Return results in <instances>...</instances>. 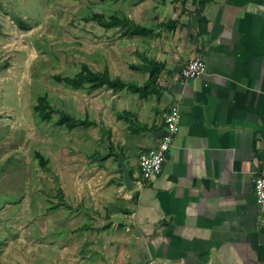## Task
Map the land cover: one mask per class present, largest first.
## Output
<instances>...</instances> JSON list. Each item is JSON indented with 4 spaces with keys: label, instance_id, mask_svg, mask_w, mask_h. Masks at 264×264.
Returning <instances> with one entry per match:
<instances>
[{
    "label": "crops",
    "instance_id": "obj_1",
    "mask_svg": "<svg viewBox=\"0 0 264 264\" xmlns=\"http://www.w3.org/2000/svg\"><path fill=\"white\" fill-rule=\"evenodd\" d=\"M201 1L156 0L151 23H137L173 22L156 29L160 36L139 38L142 56L164 65L166 114L180 111V129L162 172L142 181L140 159L166 133V114L143 116L133 107L147 126L141 134L114 116L107 125L113 149L137 186L122 184L118 161L107 153L104 179L87 182L94 197L83 208L99 214L85 228L86 246L61 242L64 260L73 251L80 264H264V215L254 188L264 169V0ZM197 57L206 73L184 81L183 68ZM115 216L118 223L107 225Z\"/></svg>",
    "mask_w": 264,
    "mask_h": 264
},
{
    "label": "rangeland",
    "instance_id": "obj_2",
    "mask_svg": "<svg viewBox=\"0 0 264 264\" xmlns=\"http://www.w3.org/2000/svg\"><path fill=\"white\" fill-rule=\"evenodd\" d=\"M135 2L0 0V264H80L81 254L73 251L63 259L61 242L85 245L82 227L99 214L83 208L94 197L87 182L104 179L102 162L113 144L107 125L124 109L133 113L138 106L143 116L159 110L163 118L170 108L165 106L170 81L162 73L160 100L142 99L130 90L74 91L53 80L57 74L75 75L87 64L93 71L108 69L113 78L143 85L149 75L134 67L145 64L141 53L147 48L141 39L86 20L101 13L151 23V10L157 13L160 0ZM40 94H47L56 109L89 117L99 127L70 132L39 121L34 106ZM58 118L55 113L53 121ZM36 153L48 161L45 168ZM140 171L144 181L141 166ZM77 228L82 230L73 232ZM69 253H74L73 263Z\"/></svg>",
    "mask_w": 264,
    "mask_h": 264
},
{
    "label": "trees",
    "instance_id": "obj_3",
    "mask_svg": "<svg viewBox=\"0 0 264 264\" xmlns=\"http://www.w3.org/2000/svg\"><path fill=\"white\" fill-rule=\"evenodd\" d=\"M208 1L209 0H202L201 5L203 6ZM86 20L95 22L100 27L107 30L120 28L123 31V36L129 39L134 37L152 38L160 36L161 34H156V29L170 28L169 26L173 23L171 20L162 21L157 24V28H154L137 24L134 21L130 20L127 16H110L108 18L101 13H93L91 16L87 17ZM20 25L24 30L28 29L26 26H23L22 24ZM143 59L145 61V64L143 66H134L135 69L149 75V78L143 85L127 82L120 77L113 78L108 69L103 72L93 71L87 64H82L80 67V71L75 75L66 76L57 74L53 76V80L55 81V83L64 85L68 89L74 91H86L88 93H93L95 91L108 88L113 92L118 93L125 90H130L133 93L138 94L142 99L149 100L150 98H155L157 100H160L163 97L162 91L164 88L160 84V76L164 69V65L150 59L146 55H143ZM34 111L36 118L39 121L47 124L54 123V125H56L57 127H64L70 132L78 128L99 127V124L91 120L89 117L76 118L67 111L56 109L52 105L51 100L47 94H40L37 97ZM55 113L59 114V118L56 122L53 121V116ZM117 117L121 120L124 119L129 124V128L132 134H141L147 130V126L141 124L138 121L136 115L131 112H117ZM100 129L102 131L105 130L103 127H100ZM107 133L109 134V138H111V133L108 131ZM110 149L112 153L115 152V150L113 149V144L111 143ZM36 157L39 160L40 165L45 168L48 164V161L44 158V156L41 153H36ZM115 160L118 161L116 157ZM57 207L60 208L62 206L58 205ZM86 227L87 226H84L82 227V229H85Z\"/></svg>",
    "mask_w": 264,
    "mask_h": 264
},
{
    "label": "built area",
    "instance_id": "obj_4",
    "mask_svg": "<svg viewBox=\"0 0 264 264\" xmlns=\"http://www.w3.org/2000/svg\"><path fill=\"white\" fill-rule=\"evenodd\" d=\"M207 71V66L203 59L193 58L187 62L181 72L184 81L200 78ZM180 111L172 109L165 115L166 133L160 138L155 147L150 149L140 159L142 175L145 180H151L162 172L165 154L173 145L174 135L180 129ZM255 197L260 212L264 215V169L254 179ZM148 264H154L150 262Z\"/></svg>",
    "mask_w": 264,
    "mask_h": 264
},
{
    "label": "water",
    "instance_id": "obj_5",
    "mask_svg": "<svg viewBox=\"0 0 264 264\" xmlns=\"http://www.w3.org/2000/svg\"><path fill=\"white\" fill-rule=\"evenodd\" d=\"M109 154L116 157L118 160V165H119L118 171L123 175L122 184L125 185V187L128 190H132L133 188H135L137 184L136 182L132 180L131 175H130V170L128 166L126 165L122 154H120L119 152L112 153L111 151H109ZM119 220H120V217L115 216L114 218H112L110 221L107 222V225L112 224V223H118Z\"/></svg>",
    "mask_w": 264,
    "mask_h": 264
}]
</instances>
